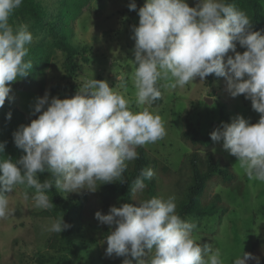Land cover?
I'll return each instance as SVG.
<instances>
[{"label":"clouds","instance_id":"1","mask_svg":"<svg viewBox=\"0 0 264 264\" xmlns=\"http://www.w3.org/2000/svg\"><path fill=\"white\" fill-rule=\"evenodd\" d=\"M23 2L0 0V107L11 99L10 84L27 77L33 67L25 60L33 41L29 26L14 28L10 23ZM128 8L137 10L135 0ZM138 16L139 24L133 27L134 96L137 105L146 106L133 111L126 79L120 84L123 91L92 77L72 98L49 100L48 92L37 98L32 115L41 114L13 133L15 146L25 155L19 160L5 156L7 142H0V220L13 215L6 193L17 186L34 189V206L47 210L54 207L47 195L53 186L79 193L97 191V182L125 183L127 162L139 159L137 148L167 135L165 121L149 107L161 98V87L183 88L210 74L225 78L230 95H244L260 114L255 124L242 116L222 123L210 133L211 140L223 142V150L237 159L250 180L264 182V35L253 31L245 12L228 0H197L195 7L186 0H146ZM237 42L246 49L243 54L236 51ZM44 173L48 178L41 182ZM153 176L151 168H142L132 192L143 191L145 180ZM176 208L175 196H152L139 206L122 203L110 207L108 214L97 211L95 218L114 228L106 237V256L125 257L123 264H132L127 257L137 264H224L221 249L201 245L194 235L197 224L181 218ZM70 227L62 218L47 231L60 234ZM145 249L149 258L139 259ZM249 260L260 264L246 252L232 264Z\"/></svg>","mask_w":264,"mask_h":264},{"label":"rangeland","instance_id":"2","mask_svg":"<svg viewBox=\"0 0 264 264\" xmlns=\"http://www.w3.org/2000/svg\"><path fill=\"white\" fill-rule=\"evenodd\" d=\"M44 4L54 5L60 0H40ZM132 0H91L81 14L74 21L73 29L77 41L83 45L93 47V54L89 57V64L79 65L83 74L74 83L80 85L92 77L96 80L106 81L110 87L120 88L122 80L127 81V96L132 100L133 111H140L146 105H137L134 96L133 75L135 71V39L133 27L138 26V11L146 0H135L136 11L128 8ZM190 7H195L197 0H186ZM264 6V0H263ZM27 24L33 35V41L27 47L31 49L36 43H49L52 40L48 32L40 31L32 22L18 19L14 28ZM123 33V35H122ZM264 35V27H263ZM236 51L243 54L245 48L237 42ZM227 55L233 56L229 52ZM47 70L45 88L41 94L31 92L29 84L25 81L11 86V99H6L14 108L22 111L27 117L32 115L33 106L37 98L49 93L51 86L59 81L63 71L65 58L55 50ZM227 56H225V63ZM212 83L208 85L197 77L192 84L175 89L161 87L162 104L150 107L165 121L167 135L154 144L144 148L158 161L154 176L157 177V189L161 198L174 196L177 186L182 185L188 178L185 157L192 152V147L183 142L180 133L186 122L196 126L207 140L198 145V152L204 154L211 152L221 158L235 175L230 185H223L218 176L214 175L209 181V194H218L221 207V222L217 215L194 217L188 219L197 224L194 235L198 242L205 243L221 249L224 264L232 261L242 252L248 253L252 244L257 240L260 229L264 227V182L250 180L239 167L238 161L222 148L221 142H213L210 133L222 123H231L237 116H242L255 124L260 114L252 109L251 101L244 95L233 98L223 77L211 74ZM162 83V82H161ZM45 106V110H46ZM167 166L172 172L170 176L161 171ZM183 171H178V170ZM184 187V186H183ZM35 190L25 186H17L9 195V207L13 215L0 220V264H73L74 258L70 246L65 242L59 243L51 249L47 246L52 220L39 216L43 209L34 206L32 199ZM27 193V199L25 194ZM106 255V254H105ZM150 253L145 249V258ZM38 257H40L38 259ZM111 257L106 256L110 264ZM41 261V262H38ZM248 264H256L255 260Z\"/></svg>","mask_w":264,"mask_h":264},{"label":"trees","instance_id":"3","mask_svg":"<svg viewBox=\"0 0 264 264\" xmlns=\"http://www.w3.org/2000/svg\"><path fill=\"white\" fill-rule=\"evenodd\" d=\"M90 1L60 0L54 5H48L40 0H24L22 6L11 16L10 23L14 25L18 19L32 22L40 31L48 32L52 40L45 44L36 43L34 47L29 49L25 60H31L33 67L29 70L27 77L12 82L10 87L15 83L25 81L29 84L33 94H41L45 88V78L53 57V51L58 50L63 54L65 62L59 81L50 88V96L51 98L65 99L72 98L76 94L79 87L74 81L83 75L79 65L89 64L93 47L77 41L73 24ZM228 2L235 4L238 9L245 12L252 23L253 31H259L263 35V0H228ZM205 80L208 85H211V74ZM161 104L162 96L151 106L157 107ZM9 112L12 114L11 120L6 119ZM37 118L38 116L27 117L22 111L5 101L4 106L0 107V142H7L5 156L19 160L25 155L23 150L15 146L13 133L20 126H28L32 120ZM180 138L193 150L185 157L188 178L183 181L182 185L179 184L177 190L174 191L177 204L176 212L181 218L187 220L196 216L202 218L217 215V221L220 223L221 214L218 212L221 207V200L216 193L208 196L209 181L214 175H217L223 185H230L235 175L230 171L228 165L215 154L211 152L200 154L198 152V145L207 140V137L203 136L196 126L186 122L180 133ZM137 152L139 159L127 162L128 167L123 174L126 182L123 184L120 181L104 185H101L102 182H97V191L81 190L79 193L61 192L53 186L47 192L54 207L47 210L43 209L39 216L51 219L52 222L63 218L65 223L71 225L69 229L60 234L51 233L47 241L48 247L53 249L59 243L66 242L70 246L75 260L73 264H108L105 255L106 237L114 228L110 229L109 226L101 224L95 218V213L100 211L102 214H108L110 207H119L122 203L139 206L140 201L152 196L161 198L157 189L158 179L155 176L150 181L145 180L147 187L143 191L132 192V182L139 176L141 169L147 167L154 172L158 166L156 158L144 148L138 147ZM161 171L167 176L173 172L167 166H162ZM178 171L183 170L179 169ZM47 176V173L42 174L40 176L41 182L48 178ZM248 253L258 257L260 264H264V227L260 229L259 236ZM111 258L114 264H123L125 259V257H116L115 255ZM148 258L149 256L139 259L147 260ZM127 259H132V264H137L135 259L131 257H127ZM38 262L41 261L38 260Z\"/></svg>","mask_w":264,"mask_h":264}]
</instances>
